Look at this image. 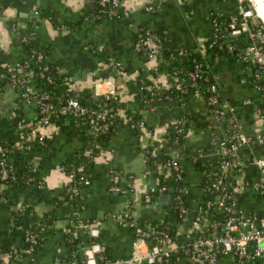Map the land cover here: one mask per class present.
Listing matches in <instances>:
<instances>
[{"label": "crops", "instance_id": "obj_1", "mask_svg": "<svg viewBox=\"0 0 264 264\" xmlns=\"http://www.w3.org/2000/svg\"><path fill=\"white\" fill-rule=\"evenodd\" d=\"M250 2L254 12L251 7L250 10L264 24V16H258ZM235 3L236 0H120L116 15L103 13L99 19H91L90 13H86L95 8L97 0H0V65H11L27 51L38 50L69 89L83 91L90 97L113 96L115 107L135 110L144 120V128L115 124L102 140L86 171L87 182L81 185L82 197L75 220L65 197L70 179L62 170L61 162L72 159L81 149L84 135L90 132V124L86 119L64 115L41 127L42 144L33 136L27 137L25 146H21L17 155L8 157L17 171L33 165L31 181L19 185L0 182V247L4 251L12 247L22 248L24 229L35 225L45 212L50 213V218L42 224L43 230L30 255L13 260L4 256L0 264H42L54 259L69 261L72 255L69 241L75 242L81 257L82 248L90 240L88 229L91 228L96 230L97 240L104 245V253L110 259L127 257L133 247L134 231L111 213L123 208L128 199L148 193L152 195L150 201L131 206L134 223L147 225L153 219L171 217L168 211L172 209L171 189L168 187L167 199L162 202L158 201V195H153L157 183L155 171L162 167L156 164L154 169L148 165L144 149L149 146L151 153L158 155L157 144L167 124L190 113L198 115L205 125L188 120L186 133L173 155L182 173L181 181L186 186V200L191 204L201 201L199 181L204 164L195 166V158L190 155L198 156L205 150L207 124L218 132H221L222 124L213 122L209 106L193 93L190 97L167 103L143 101L140 106L134 97L139 87L136 80L141 75L150 85H167L168 71L180 62L168 52L201 49L213 34L210 15L227 14ZM257 3L260 7L261 1L257 0ZM262 7L264 9V1ZM37 9L53 15V18L35 15ZM142 26L162 36L160 50L154 57L137 54L134 49L138 28ZM21 36L26 39L21 40ZM240 39L241 42L248 40L245 36ZM98 50L108 54L105 59L99 58ZM108 56L119 62V72L109 64ZM209 63L216 76L220 103L232 107L244 132L260 131L263 125L259 113L264 100L252 87L253 63L237 60L229 53L214 55L209 58ZM29 76V86L39 90L40 78L35 74ZM14 97L13 89L4 84L0 89V140L16 143L13 109L19 107L27 119H34L38 109L34 102L18 103ZM261 153H264V147L257 144H252L249 149L242 148L243 164L239 173L255 179L258 172L250 159ZM201 157L206 161L207 157ZM207 164L209 171L217 168L215 162L209 163L208 160ZM170 173L165 174V181L172 179ZM111 183L125 191L109 190ZM239 201L247 210L259 209L261 198L245 187L239 192ZM176 226L180 238L192 236L187 221L176 223ZM230 259L220 258L218 264H231ZM185 261L183 254H176L169 264H184Z\"/></svg>", "mask_w": 264, "mask_h": 264}, {"label": "built area", "instance_id": "obj_2", "mask_svg": "<svg viewBox=\"0 0 264 264\" xmlns=\"http://www.w3.org/2000/svg\"><path fill=\"white\" fill-rule=\"evenodd\" d=\"M119 1L97 0V12L90 13L89 17L96 19L103 13L110 16L116 15ZM242 2L243 0H236L235 8L237 13L240 14V30L244 32L248 42L242 46L228 44L227 50L232 51L235 48L236 53H231L232 56L237 60L243 62L249 60L253 63L251 69L252 87L264 100V29L259 26L252 28L248 25L246 17L253 14L249 8L243 6ZM147 8L150 7L147 6ZM34 14L39 15V11L34 10ZM209 19L213 32L219 29L218 36H223L224 32L216 25L215 17L210 15ZM236 21V16L232 14L226 23L228 34L239 33L240 30L234 26ZM216 36L214 37L216 38ZM215 38L212 40L213 42L216 40ZM21 39L25 40L26 38L21 36ZM158 41L159 39L155 35L145 30L143 34H138L134 42V49L141 51L147 57H154L157 53L156 43ZM211 44L210 42L209 45ZM178 53H181V49L178 50ZM43 55L42 52H37L34 55L26 56V58L33 57V59L39 60ZM107 60L119 72V62L112 56H108ZM13 66L16 69H11L7 75L0 71V78L4 77L6 79L5 84L13 89L14 98L24 102H34L38 109V114L27 131H24V124L20 121H16L14 125L16 143L21 146H25V141L29 136H33L36 141L42 144L44 138L40 130L41 127L58 116L64 115L86 119L90 124L89 128L92 133L107 129L114 116L119 119L120 123H126L130 127L144 128L142 117L134 120L133 116L121 107H115L109 111L104 109L93 117H88L90 114L87 107L81 102L77 94L66 97L61 104L54 106L51 102L45 100L48 97L47 93L39 92L29 86V75L34 74L32 70L24 69V66L16 60L12 63ZM46 72H48V67L44 64L40 66V70L36 72V75L39 78L44 77L46 81H51V77L46 75ZM188 75L191 79L189 85L193 86L194 80L200 76L199 66L194 64ZM174 76L170 74V77ZM161 87L159 85L146 86L147 89H154L155 91L162 90ZM193 95L200 98L196 89L193 90ZM203 102L209 106L213 122L219 125L222 124L220 126L221 132H218L211 124H207L208 143L205 150L201 151L203 156L212 157L217 165L214 171L202 173L204 177L201 190H208L212 194L188 208L182 203V193H186V186H178L175 193H171L177 216L181 223L188 222L192 236L176 243L168 237L164 229H155L152 224L136 225L131 216V206L140 201H150L152 195L145 193L142 197L128 199L123 208L111 213V216L134 231L133 247L127 257L116 260L106 257L104 255V245L93 239L97 237V232L94 228H91L88 229L90 240L82 248L81 257L66 262L54 259L50 263L42 264H169V259L173 254H183L186 258L184 264H218L220 258L224 257H230L231 264H264V153L253 155L250 159L258 172L255 179H249L245 177L244 173H239L243 164L240 157L241 149H249L252 144L264 147V105L259 113V119L263 125L262 129L255 133H246L241 129L232 107L220 103L215 84L210 85L209 94ZM170 123H173L172 136L168 137L165 129L157 144L159 151L163 149L168 157L157 165L167 167L172 172L170 173L171 178L174 181H181L182 173H180L177 160L173 154L175 147L186 133L189 122L187 117L182 115L172 119ZM168 138H170L169 142ZM89 150L91 149L88 148ZM8 151H10V148L0 146V182L7 184H11L15 180H22L25 183L30 182L33 175L16 177L11 172L7 165ZM144 153L145 155L153 154L149 146L144 149ZM88 156L90 160H93L94 155ZM27 167L33 170V165L30 164ZM232 170H235V173H228ZM73 174L72 171L66 172L70 179V184L67 187V198L70 201L75 198L81 199L82 194L79 192V185L81 187L87 182L86 176L75 179ZM78 183L80 184L78 185ZM245 187L260 195L259 209L247 210L240 204L239 192ZM108 189L114 192L125 191L123 187H119L115 183H111ZM167 190L168 186L165 183H156L153 195L165 194ZM77 207L76 205L72 207L73 220L77 219ZM83 226L86 227V224ZM42 230L43 225L39 222L36 227H26L22 248L12 247L3 254V257L13 260L23 255H30Z\"/></svg>", "mask_w": 264, "mask_h": 264}, {"label": "trees", "instance_id": "obj_3", "mask_svg": "<svg viewBox=\"0 0 264 264\" xmlns=\"http://www.w3.org/2000/svg\"><path fill=\"white\" fill-rule=\"evenodd\" d=\"M243 6L245 8L250 9V5L248 0H243L242 2ZM98 4H96L95 8L91 9L88 13L86 14H93L97 12ZM39 11V16H49L50 18H53V15L43 11L42 9H37ZM98 14V13H96ZM234 14L236 16L237 21L235 22L234 26L237 29H241V24H240V14L237 13V10L235 6L232 8V10L227 13V14H222V13H213L211 14L212 17H215L216 20V25L222 32H224L223 36H218L219 29L213 32L212 35L209 36V38L205 41L201 49H194V50H183L181 49V53H178L179 49L176 50H170L168 54L172 55L173 57L175 56L180 62L170 71L169 73V84L167 86H162L159 91H155L154 89H147L146 86H153L150 85L149 82L146 80L147 78L142 77L141 75L138 76L137 78V84L139 87H137L134 97L141 106L143 104V101H149V102H157V103H167L173 99L179 100L184 97H190V94L193 93V90L196 89L200 99L205 101L206 96L209 94V87L212 84L217 85L216 81V76L214 73L213 67L209 63V58L213 57L214 55L221 54V53H236V49L233 48L232 51L227 50V45H235V46H242L247 44V42H241V37L245 36L244 32L242 30L237 33V35L232 36L228 34L227 28H226V23L229 20L230 16ZM100 15L96 17V19H99ZM247 23L250 27L254 28L255 26L262 27L264 29V24L260 21L258 17L255 15L248 16L246 17ZM254 23V24H252ZM147 30L149 33L155 35L159 41L156 43L157 47V52L160 50L161 44H162V36L159 33H155L146 27L142 26L138 28L139 34H143ZM215 35L216 38L214 37ZM246 37V36H245ZM216 39L214 42L212 41L213 39ZM21 39V37H20ZM22 40V39H21ZM210 42L212 43L211 45ZM136 51V50H135ZM38 50H29L26 52L25 55L21 57H17L15 60L18 61V63L22 64L24 66V69L32 72L36 75V72L40 70L41 65H47L48 67V72H46V75H49L51 77V81H46L44 77L40 78V88L39 92H45L47 93L48 97L45 99L48 102H51L54 106H58L61 104L66 97L72 96L74 94H77V96L81 99V102L85 104L87 107V111L90 114L88 117H93L96 113L102 110H113L115 108V97L113 96H105V95H98L96 97H90L88 96L85 92L83 91H77V90H72L69 89V87L66 85L64 81L55 73L51 65L45 60L44 55L41 59L37 60L36 58H26V56L29 55H34ZM137 54L141 53V51H136ZM99 56L100 59H103L104 57L108 55L105 53L103 50H98L96 52ZM104 58V59H105ZM14 60V61H15ZM194 64H197L199 66V73L200 76L194 80V85L191 86L189 85L191 82V79L188 75V73L192 70ZM11 69H16V67H12L11 65H0V71H3L5 75L11 70ZM170 74L173 76H179V81L176 79L174 80L173 77H170ZM6 79L4 77L0 78V89L1 87L5 84ZM185 89V90H182ZM16 101L19 103L21 102L20 99L15 98ZM209 108V107H208ZM125 110V109H124ZM127 113L131 114L133 116V119L136 120L140 115L136 113V111H130L125 110ZM129 111V112H128ZM184 116L187 117V120L193 121L194 124L196 125H205L204 121H200L198 119V115L194 113L190 114H184ZM62 116H58L56 119L60 118ZM34 119H27L24 118L20 112L19 107H16L13 109V115H12V123H13V128L16 123V121H20L21 123L24 124V131H27L30 127V124L33 122ZM119 119H117L116 116L113 117V120L111 124L107 127V129L97 132V133H92L91 131L88 132L87 135H84L83 139V146L81 149L76 151V155L72 159H67L63 162H61V165L63 166L62 170L65 172L72 171L74 174L73 178L78 179L82 176H86V171L88 170L89 165L91 164V161L88 155H94L97 153L98 146H100L102 140H104L108 134L110 133L112 127L115 124H118ZM133 128H138V127H133ZM168 137H171L173 134V123H168L166 126V130ZM168 138V142H169ZM181 140V139H180ZM0 146L2 147H7L10 148V151H8V156L10 154H14L15 156L17 155L16 153L21 150V145L15 143V142H5L3 140H0ZM18 147V148H17ZM88 148L91 150L88 151ZM203 151V150H202ZM191 157H194L195 160L193 161L195 166H201V164H204V167L202 169L203 173H207L208 170V160L209 163L215 162V160L212 157H207L205 159L206 161L203 160L201 156L203 154H200L198 156L196 155H190ZM196 156V157H195ZM168 157L167 153H164L163 149L159 151L158 155H145V161L148 165L153 166V168H156V164L162 163L166 158ZM206 157V156H205ZM206 162V164H205ZM8 167L10 168L11 172L17 177L20 175H33V170L30 168L26 167L23 171H17L13 167L10 159H8L7 162ZM171 171L167 167H162L159 169H156V178H157V183H165L168 187H171V193H175V189L178 186H185V183L183 181H174L173 179L169 181H165V174L170 173ZM237 172V171H236ZM172 173V172H171ZM228 173H235V170L229 171ZM204 175L201 173V178L199 181L200 188L202 187V181H203ZM230 179V178H228ZM231 180V179H230ZM232 181V180H231ZM25 183L22 180H15L11 184L12 185H19ZM81 183V182H80ZM78 183V185L80 184ZM10 184V185H11ZM70 182L68 183L67 187L69 186ZM66 187V192H65V197H67L68 190ZM79 185V192L81 193ZM212 193H210L208 190H202L201 192V201L204 200L206 197H210ZM182 203L190 208L192 207V204L186 200V193H182ZM81 202V199L75 198L74 200L70 201L67 199V206L72 209V207L79 206ZM76 203V204H75ZM27 210L28 208L25 207ZM171 213V217L165 218V219H153L151 224L155 229H164L168 237L174 240L176 243L181 242L183 239L180 238L177 234V226L176 223H181L179 217L177 216V211L175 207V203H172V209L168 210ZM189 215V214H188ZM50 218V213L45 212L43 213L36 221L35 225L38 224H45L47 221H49ZM30 227V226H27ZM98 237V236H97ZM94 237L93 239L97 240L98 238ZM90 238V237H89ZM98 241V240H97ZM70 245V250L72 252L70 260L77 259L79 257V250L75 246V242L69 241ZM11 248L5 249V251L0 247V260L3 259V254L7 252ZM105 251V249H104ZM104 255L108 257L107 253L105 252ZM176 254L171 255L170 261L175 258ZM109 258V257H108ZM170 263V262H169Z\"/></svg>", "mask_w": 264, "mask_h": 264}, {"label": "bare ground", "instance_id": "obj_4", "mask_svg": "<svg viewBox=\"0 0 264 264\" xmlns=\"http://www.w3.org/2000/svg\"><path fill=\"white\" fill-rule=\"evenodd\" d=\"M252 1V3H253V5L255 6V11H256V14L258 15V16H261L262 18H263V16H264V9H263V7H262V1H264V0H260L261 1V6L259 7L258 6V3H257V0H251ZM263 10H262V9ZM263 20V22H264V19H262Z\"/></svg>", "mask_w": 264, "mask_h": 264}, {"label": "water", "instance_id": "obj_5", "mask_svg": "<svg viewBox=\"0 0 264 264\" xmlns=\"http://www.w3.org/2000/svg\"><path fill=\"white\" fill-rule=\"evenodd\" d=\"M232 36H234V35H236V34H231ZM171 189V187H169V190ZM157 199H158V201H160V202H162V201H164V200H166L167 199V197H166V194H159L158 196H157ZM190 213H192V211H190Z\"/></svg>", "mask_w": 264, "mask_h": 264}, {"label": "rangeland", "instance_id": "obj_6", "mask_svg": "<svg viewBox=\"0 0 264 264\" xmlns=\"http://www.w3.org/2000/svg\"><path fill=\"white\" fill-rule=\"evenodd\" d=\"M248 2H249V5H250V7L252 6L251 5V2H250V0H248ZM252 8V7H251ZM252 11L254 12V10H253V8H252ZM253 14V13H252ZM254 15V14H253ZM97 154V153H96ZM95 155V154H94Z\"/></svg>", "mask_w": 264, "mask_h": 264}]
</instances>
